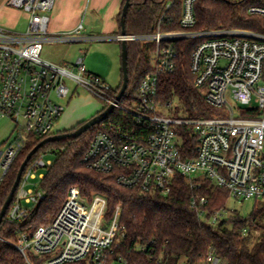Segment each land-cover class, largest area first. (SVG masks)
I'll list each match as a JSON object with an SVG mask.
<instances>
[{
    "label": "built area",
    "instance_id": "2783aa9c",
    "mask_svg": "<svg viewBox=\"0 0 264 264\" xmlns=\"http://www.w3.org/2000/svg\"><path fill=\"white\" fill-rule=\"evenodd\" d=\"M181 2V26L196 25L198 0H172L167 10ZM57 0H8L7 6L28 15V29L15 33L0 27V122L10 120L15 128L13 141L0 156V184L26 147L28 135L47 139L59 133V119L65 107L57 99H68L84 89L103 102L106 110L115 105L123 120L111 118L100 124L83 162L90 170L115 176L117 184L145 194H171L177 178L202 190L222 189L229 201L244 204L264 200V34L243 31L182 32L163 34L164 16L153 35L118 36V42L138 40L155 45L154 69L147 73L134 95L115 104L113 87L88 71L83 53L71 65L43 59L48 42L81 41L83 25L72 34L49 37L50 14ZM251 16L264 19V4L249 9ZM200 39L191 57L190 71L206 102L218 112L215 116L188 118L174 101L160 96L161 77L173 74L177 66L176 41ZM75 86L72 90L69 85ZM112 94V95H111ZM132 105L125 107L123 101ZM103 111V110H102ZM191 137L188 147L184 138ZM14 136V137H13ZM51 151L41 153L27 166L15 199L5 220L19 226L13 246L26 264H128L115 256L122 207L107 221V199L96 195L83 198L77 188L68 191L59 212L48 224L34 228L33 220L45 200L41 189L29 188L36 172L52 166L45 160ZM207 197H196L191 207L199 219L217 225L235 214L227 206L211 211ZM253 231L246 225L243 237ZM200 264H221L211 252Z\"/></svg>",
    "mask_w": 264,
    "mask_h": 264
},
{
    "label": "trees",
    "instance_id": "16d2710c",
    "mask_svg": "<svg viewBox=\"0 0 264 264\" xmlns=\"http://www.w3.org/2000/svg\"><path fill=\"white\" fill-rule=\"evenodd\" d=\"M170 1L131 0L132 6L126 18L127 35H153L163 16V34L186 31L264 34V19L249 14L252 6L263 5L264 0H198L195 5L196 25L191 30L181 26V2L177 1L167 10ZM121 18L122 15L120 23ZM200 42V39H179L175 42L178 53L176 70L161 77L160 83L162 101L178 102L179 110L192 119L215 116L219 112L206 102L190 71L192 54ZM127 46L130 80L126 96L134 95L142 78L153 71L156 49L152 42L142 40L127 42ZM119 91L114 89V96ZM111 118L123 120L124 115L115 111ZM99 128L100 125L92 128L78 139L48 144L33 158L46 150L51 151L54 157L52 166L41 181L40 189L45 200L30 222L34 228L48 224L65 203L68 191L77 188L87 200L96 195L107 199V221L114 216L118 206L122 207L120 225L125 229L124 236L116 239L115 256L125 258L128 264H200L211 252L225 264H264V206L255 209L248 218L233 214L217 225H210L199 219L191 201L205 196L210 201L211 211L221 210L229 203L225 190L209 189L207 186L198 190L181 177L177 178L168 196L123 188L117 184L115 176L94 172L83 162ZM190 136L184 138L185 147L191 142ZM27 138L26 147L0 184V213L23 162L46 139L32 135ZM259 219L261 222H258ZM246 225L253 231H259V236L256 237L253 232L250 237H243L242 229ZM19 229V226H13L6 220L0 226V264H26L24 257L13 246Z\"/></svg>",
    "mask_w": 264,
    "mask_h": 264
},
{
    "label": "rangeland",
    "instance_id": "374dc122",
    "mask_svg": "<svg viewBox=\"0 0 264 264\" xmlns=\"http://www.w3.org/2000/svg\"><path fill=\"white\" fill-rule=\"evenodd\" d=\"M8 0H0V27L15 33H25L28 29L29 18L28 15L21 11L7 6ZM86 53L85 65L88 71L94 75L103 78L113 89L120 90L123 84L122 79V44L117 41H100L88 43H59V44H45L43 59L46 62L53 64L72 63L75 64L77 59ZM72 90L75 86L69 85ZM114 93V90L112 94ZM111 94V95H112ZM57 102L65 107L63 116L59 119L58 129L62 131L72 130L71 121L79 118L87 117V121L98 115L103 109L104 104L102 101L92 96L89 92L79 88L78 94L68 99H57ZM125 107L132 108V105L125 100L122 103ZM175 105H179L175 102ZM84 123L86 121H83ZM83 122H81L83 124ZM81 123L74 127L77 129ZM15 125L10 120H2L0 122V156L5 153L7 145L13 139L12 134ZM14 137V136H13ZM48 152L43 151L42 153ZM41 154V153H40ZM45 160H54L52 155H47ZM44 170L36 172V179L30 181L29 188L34 190L40 189L41 177ZM264 206V200H251L244 204L230 200L227 208L240 215L243 218L251 216L255 209ZM258 222H261L260 219ZM221 264H225L221 261Z\"/></svg>",
    "mask_w": 264,
    "mask_h": 264
},
{
    "label": "crops",
    "instance_id": "0c3cea01",
    "mask_svg": "<svg viewBox=\"0 0 264 264\" xmlns=\"http://www.w3.org/2000/svg\"><path fill=\"white\" fill-rule=\"evenodd\" d=\"M124 1L57 0L55 8L50 14L49 37L56 38L66 34H72L80 25H83V39L73 43L113 41L107 39L122 35L119 18L123 12ZM46 44L59 43L48 42ZM71 64L64 63L60 65ZM86 119L87 117L71 121L70 127L73 129L81 122L87 121ZM61 131L59 128V132Z\"/></svg>",
    "mask_w": 264,
    "mask_h": 264
},
{
    "label": "water",
    "instance_id": "95a60500",
    "mask_svg": "<svg viewBox=\"0 0 264 264\" xmlns=\"http://www.w3.org/2000/svg\"><path fill=\"white\" fill-rule=\"evenodd\" d=\"M125 1L126 3L124 5L123 12H122V18H121V34L124 37L128 36L126 32V18H127L129 9L132 6L131 0H125ZM122 76H123V84H122V87L118 95L116 96L115 104L120 103L123 100L129 88V80H130L129 78V52H128L127 41L122 42ZM114 109H115V105L112 104L102 113L86 121L75 131L70 132V133L57 134L53 137L47 138L31 151V153L27 156L26 160L23 162L18 172L15 184L1 210L0 226L4 222L7 212L15 199L17 190L20 186L23 174L27 166L29 165L31 160L40 152V150L43 149L46 145L51 144V143H57V142L65 141V140H71V139H78L79 137H81L83 134H85L92 128L100 125L105 120H107V118L114 112Z\"/></svg>",
    "mask_w": 264,
    "mask_h": 264
}]
</instances>
